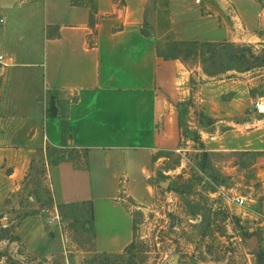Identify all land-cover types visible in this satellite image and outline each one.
I'll use <instances>...</instances> for the list:
<instances>
[{"label": "crops", "instance_id": "1", "mask_svg": "<svg viewBox=\"0 0 264 264\" xmlns=\"http://www.w3.org/2000/svg\"><path fill=\"white\" fill-rule=\"evenodd\" d=\"M169 42L264 47V0H0V224L21 216L26 253L53 248L52 204L90 206L95 251L121 254L126 199L147 205L161 167L195 143L182 147V124L230 188V218L264 226V73L217 80L163 58Z\"/></svg>", "mask_w": 264, "mask_h": 264}, {"label": "rangeland", "instance_id": "2", "mask_svg": "<svg viewBox=\"0 0 264 264\" xmlns=\"http://www.w3.org/2000/svg\"><path fill=\"white\" fill-rule=\"evenodd\" d=\"M159 52L166 58L187 61L191 69L201 67L217 80L238 73L248 77L264 73V47L169 42ZM194 78L198 81V76ZM39 81L36 79V84ZM66 106L62 107L63 114ZM186 115L183 107L181 123L186 122ZM188 132L182 147L187 148V141L195 143L186 155L173 154L170 162L161 167L151 188V201L140 205L126 199L124 203L134 218L136 249L131 255L95 251L90 206L83 205L78 217L58 208L57 213L49 204L42 217L47 230L54 232L53 248L44 254L26 253L13 234L20 216L13 225L0 224V264H128L132 256L137 257L135 264H172L174 256L179 257L178 264H264V226H259L262 222H247L243 227L230 218L224 203L230 188L207 167L205 155L199 151L201 145L195 140L198 135L189 129ZM167 180L170 184L165 189L162 183ZM56 215L61 218L60 228L54 222L48 223Z\"/></svg>", "mask_w": 264, "mask_h": 264}, {"label": "built area", "instance_id": "3", "mask_svg": "<svg viewBox=\"0 0 264 264\" xmlns=\"http://www.w3.org/2000/svg\"><path fill=\"white\" fill-rule=\"evenodd\" d=\"M17 1L19 3H25V2H28L29 0H17ZM196 2L199 3L200 0H196ZM9 63H10L9 60H7L4 56L0 55V64H2L3 66H7ZM257 110L260 113H264V106L263 105L260 106L259 104H257ZM178 153H183L184 154V150H178ZM48 168H49V166H46V170H49ZM234 201L240 206H244L245 205V200L241 199L239 197H236L234 199ZM55 210L58 213L56 207H55ZM46 212H48V210H46V208L42 210V213H46ZM51 222L56 223V227L58 226L60 228L61 218L59 217V215H56L55 217H53L48 223L50 224Z\"/></svg>", "mask_w": 264, "mask_h": 264}, {"label": "trees", "instance_id": "4", "mask_svg": "<svg viewBox=\"0 0 264 264\" xmlns=\"http://www.w3.org/2000/svg\"><path fill=\"white\" fill-rule=\"evenodd\" d=\"M193 45H200L199 43H197V42H195V43H192ZM230 46H234V44L233 43H228ZM202 45H205V46H215L216 44H202ZM163 58H165V59H180L182 62H184V63H187V61H185V60H183V59H181V58H177V57H175V58H166V57H163ZM203 71H204V69H203ZM205 72V71H204ZM205 74L208 76V77H210V74H207L206 72H205ZM182 126H183V135L185 136V137H187L188 136V129L182 124ZM197 139H199V138H196V136H195V140H197ZM134 232H135V228H134ZM51 234L53 235L54 234V232L52 233L51 232ZM136 249V238H135V235H134V240H133V242L121 253V254H119V256H123L124 254H129V255H131V253L134 251ZM136 259H137V257H131V259H129V261H128V264H135V261H136ZM142 262H144L145 263V261L142 259Z\"/></svg>", "mask_w": 264, "mask_h": 264}, {"label": "water", "instance_id": "5", "mask_svg": "<svg viewBox=\"0 0 264 264\" xmlns=\"http://www.w3.org/2000/svg\"><path fill=\"white\" fill-rule=\"evenodd\" d=\"M53 105H54V104H53ZM53 113H54V115L56 114L54 108H53ZM169 184H170V181L167 180L166 182L162 183V187L165 188V189H167V188L169 187ZM172 223H173V225H174L175 220H173ZM178 262H179V257H178V256H174V257H173V262H172V264H178Z\"/></svg>", "mask_w": 264, "mask_h": 264}]
</instances>
